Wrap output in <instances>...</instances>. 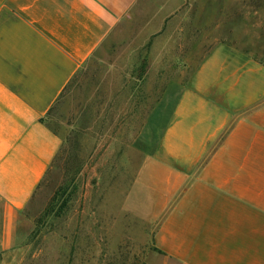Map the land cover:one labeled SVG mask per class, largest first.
<instances>
[{
	"label": "crops",
	"instance_id": "crops-1",
	"mask_svg": "<svg viewBox=\"0 0 264 264\" xmlns=\"http://www.w3.org/2000/svg\"><path fill=\"white\" fill-rule=\"evenodd\" d=\"M224 2L0 0L8 214L24 211L52 168L63 139L47 117L112 33L189 37V51L204 54L147 113L123 207L153 228L155 264H264V55L256 60L222 38L232 31Z\"/></svg>",
	"mask_w": 264,
	"mask_h": 264
},
{
	"label": "rangeland",
	"instance_id": "rangeland-1",
	"mask_svg": "<svg viewBox=\"0 0 264 264\" xmlns=\"http://www.w3.org/2000/svg\"><path fill=\"white\" fill-rule=\"evenodd\" d=\"M222 6L232 29L222 38L261 59L264 0ZM139 32L112 33L47 117L63 145L23 212L0 203V264H155L153 228L123 207L142 160L133 142L162 92L186 83L204 53L189 51V37Z\"/></svg>",
	"mask_w": 264,
	"mask_h": 264
},
{
	"label": "trees",
	"instance_id": "trees-1",
	"mask_svg": "<svg viewBox=\"0 0 264 264\" xmlns=\"http://www.w3.org/2000/svg\"><path fill=\"white\" fill-rule=\"evenodd\" d=\"M244 52L245 53H247V54H249V52L248 51H246V50H244ZM264 55V54H263ZM252 57L254 58V59H256V60H262V58L260 59V58H258V57H256L255 55H252Z\"/></svg>",
	"mask_w": 264,
	"mask_h": 264
}]
</instances>
